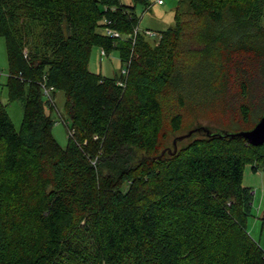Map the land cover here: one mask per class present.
<instances>
[{
  "label": "trees",
  "instance_id": "16d2710c",
  "mask_svg": "<svg viewBox=\"0 0 264 264\" xmlns=\"http://www.w3.org/2000/svg\"><path fill=\"white\" fill-rule=\"evenodd\" d=\"M134 2L0 0L8 100L23 106L16 130L0 100V264H264L242 185L246 164L264 170V142L198 130L158 155L185 113L240 130L264 114V0H180L158 41L132 44L135 5H150ZM93 46L117 48L126 75L90 71ZM44 88L64 94L66 147Z\"/></svg>",
  "mask_w": 264,
  "mask_h": 264
},
{
  "label": "rangeland",
  "instance_id": "374dc122",
  "mask_svg": "<svg viewBox=\"0 0 264 264\" xmlns=\"http://www.w3.org/2000/svg\"><path fill=\"white\" fill-rule=\"evenodd\" d=\"M121 1L126 4L135 3L134 0ZM179 1L180 0H162V3L158 4L157 0H149L150 5L148 6H143L140 2L136 3L135 13L139 21L135 29H138L140 32L146 29L156 32L164 31L166 28L173 25L174 11ZM121 38L124 39V36H121ZM159 38L144 37V39L149 42L154 41V39L158 41ZM131 43L133 44V42ZM127 63L128 62L121 64L120 53L117 48L111 50L106 55L102 54L101 49L97 46H93L91 48L89 56V70L94 73H100L101 75L109 78L114 77L115 75L119 77L122 73V69L126 68ZM126 73L127 70L123 74L126 75ZM7 75V51L5 40L3 36H0V100L5 106L6 112L10 117L15 129L19 130L23 117V106L20 100H8L7 88L5 86ZM122 78L125 79L126 76H122ZM121 82L124 83V81ZM48 95L50 96L51 100L54 101V106L51 110V118L54 121L51 128V133L61 147H66L67 126L70 120L67 111L64 109V94L62 91L55 90L54 96L52 97V91L49 90ZM256 97L258 98V95L254 94L252 99L249 100L252 112L258 108H262L261 106L253 107V104L257 103ZM44 98L49 99L46 95H44ZM47 112L50 111L47 109ZM250 125L243 124L240 117L233 115L227 116L221 113L210 112H196L192 114L185 113L179 131L172 132L167 128L165 133L160 137L158 155H170L173 152H176L180 146L185 145L191 137L202 135V130H199L197 134L192 136L190 135L191 137L187 135L189 131L198 126H202L216 133V131L222 130L224 128H233L237 131H240L241 128H246ZM242 185L251 187L253 191L252 213L246 219V229L249 235L253 239L257 240L264 249V221L260 219L264 204V170L258 169L253 171L251 164H246L243 170Z\"/></svg>",
  "mask_w": 264,
  "mask_h": 264
},
{
  "label": "water",
  "instance_id": "95a60500",
  "mask_svg": "<svg viewBox=\"0 0 264 264\" xmlns=\"http://www.w3.org/2000/svg\"><path fill=\"white\" fill-rule=\"evenodd\" d=\"M198 130H204L207 134H209L208 129L202 126H198L194 128L193 130L189 131L187 135H190L193 131H198ZM216 133L219 134L220 136L229 137V138L241 137L245 139L246 142L251 145L262 144L264 142V114L260 116L258 121L250 129L232 131V132L218 130L216 131Z\"/></svg>",
  "mask_w": 264,
  "mask_h": 264
},
{
  "label": "built area",
  "instance_id": "2783aa9c",
  "mask_svg": "<svg viewBox=\"0 0 264 264\" xmlns=\"http://www.w3.org/2000/svg\"><path fill=\"white\" fill-rule=\"evenodd\" d=\"M157 3L161 4L162 0H157ZM103 21L106 23V26L104 28L106 34L112 35V36H115V37H121V34L118 31H116L115 29H113V28H111L109 26V24L111 23L110 20L104 19ZM138 32H140L138 29H134L133 33L131 35H129V36H126V38L130 39V41L134 43L135 35ZM141 33L144 34L146 37H154V38H159L160 37V33L159 32H156V31H153V30H150V29H146V30L142 31ZM126 70H127L126 68L122 69V73L126 72ZM118 84L122 85L123 83L121 81H118ZM48 91H49L48 88H44L43 89V93L48 98H50V96L48 95Z\"/></svg>",
  "mask_w": 264,
  "mask_h": 264
}]
</instances>
